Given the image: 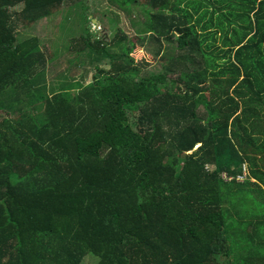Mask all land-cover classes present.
<instances>
[{
	"label": "trees",
	"instance_id": "obj_1",
	"mask_svg": "<svg viewBox=\"0 0 264 264\" xmlns=\"http://www.w3.org/2000/svg\"><path fill=\"white\" fill-rule=\"evenodd\" d=\"M109 2L135 39L95 35L87 0H0V264H264V0ZM65 7L92 79L43 91L19 26Z\"/></svg>",
	"mask_w": 264,
	"mask_h": 264
},
{
	"label": "rangeland",
	"instance_id": "obj_2",
	"mask_svg": "<svg viewBox=\"0 0 264 264\" xmlns=\"http://www.w3.org/2000/svg\"><path fill=\"white\" fill-rule=\"evenodd\" d=\"M90 9H96L90 13V22L88 27L97 36L112 40L117 32L122 36L126 34L129 39H135L140 27L137 26L142 18L136 7L129 8V12L111 5L109 0H87ZM65 7L52 17H47L35 21L31 25L21 23L19 26V37L26 38L37 35L41 37V44L43 45L45 53H47L46 67L41 72L40 78L44 79L42 84L43 91L49 87H57L62 81L69 80H84L88 82L92 78L93 65L90 58L84 54L75 53V48L70 49V45L77 43L74 37L79 38V32L82 28V9H73L67 11ZM13 9H20L19 6ZM67 11V12H66ZM97 16V17H95ZM102 21H97L96 18ZM121 30V31H120ZM114 47V46H112ZM115 48H113L114 50ZM133 55L138 61L139 67H144L147 73H159L162 70L160 60L153 59V55L147 54L142 48L136 49ZM147 65V66H145ZM72 90L71 93H74ZM6 110L0 109V120L6 115ZM99 257L89 253L83 264H96Z\"/></svg>",
	"mask_w": 264,
	"mask_h": 264
},
{
	"label": "built area",
	"instance_id": "obj_3",
	"mask_svg": "<svg viewBox=\"0 0 264 264\" xmlns=\"http://www.w3.org/2000/svg\"><path fill=\"white\" fill-rule=\"evenodd\" d=\"M246 177V173H245V169H244V175L243 176H239L238 177V180L239 181H243ZM223 178L226 180V181H229L231 180L232 178L231 177H228V175H223Z\"/></svg>",
	"mask_w": 264,
	"mask_h": 264
},
{
	"label": "crops",
	"instance_id": "obj_4",
	"mask_svg": "<svg viewBox=\"0 0 264 264\" xmlns=\"http://www.w3.org/2000/svg\"><path fill=\"white\" fill-rule=\"evenodd\" d=\"M167 46H168V45H165V44H164V51H163V54L167 51ZM151 55H152V54H151ZM202 108H203V107H202Z\"/></svg>",
	"mask_w": 264,
	"mask_h": 264
}]
</instances>
